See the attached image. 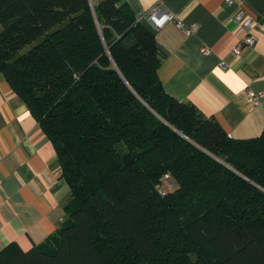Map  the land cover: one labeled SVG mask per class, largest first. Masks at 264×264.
<instances>
[{
    "label": "trees",
    "instance_id": "trees-1",
    "mask_svg": "<svg viewBox=\"0 0 264 264\" xmlns=\"http://www.w3.org/2000/svg\"><path fill=\"white\" fill-rule=\"evenodd\" d=\"M117 2L0 0V72L70 189L0 264H264V128L230 137L167 93L156 28Z\"/></svg>",
    "mask_w": 264,
    "mask_h": 264
},
{
    "label": "crops",
    "instance_id": "crops-1",
    "mask_svg": "<svg viewBox=\"0 0 264 264\" xmlns=\"http://www.w3.org/2000/svg\"><path fill=\"white\" fill-rule=\"evenodd\" d=\"M97 4L102 0H89ZM257 19L256 42L232 48L243 30L225 0H118L138 20L156 4L174 16L154 31L163 54L158 75L167 93L213 117L233 138L264 128V0H236ZM146 20V19H145ZM180 21L182 26H178ZM196 23L186 34L184 28ZM202 47L210 53L204 55ZM224 61L225 68L220 62ZM261 94L257 103L248 95ZM55 148L0 72V249L16 242L27 250L54 232L64 217L70 189L60 178Z\"/></svg>",
    "mask_w": 264,
    "mask_h": 264
},
{
    "label": "built area",
    "instance_id": "built-area-1",
    "mask_svg": "<svg viewBox=\"0 0 264 264\" xmlns=\"http://www.w3.org/2000/svg\"><path fill=\"white\" fill-rule=\"evenodd\" d=\"M227 4H236L237 10L233 16V20L238 23L243 33L241 37L239 38L236 45L232 48V54L238 55L244 46H253L256 42V36L253 33L254 28L257 25V19L252 16L239 1L236 0H225ZM154 28L161 27L164 23L173 21L174 16L163 9L159 4L154 5L148 10V13L146 14L145 18ZM178 26H182V23L180 21H176ZM197 29L196 23H191L190 25H187V27L184 28V32L186 34H190L194 32ZM201 52L204 55H208L210 53V49L208 47H202ZM220 65L222 68L226 67V64L224 61L220 62ZM261 96V94H253L250 93L248 95V99L252 103H257L258 98Z\"/></svg>",
    "mask_w": 264,
    "mask_h": 264
},
{
    "label": "rangeland",
    "instance_id": "rangeland-1",
    "mask_svg": "<svg viewBox=\"0 0 264 264\" xmlns=\"http://www.w3.org/2000/svg\"><path fill=\"white\" fill-rule=\"evenodd\" d=\"M0 27H1V26H0ZM165 182H166V184L170 185V182H169L168 180H166ZM170 186H171V185H170Z\"/></svg>",
    "mask_w": 264,
    "mask_h": 264
}]
</instances>
